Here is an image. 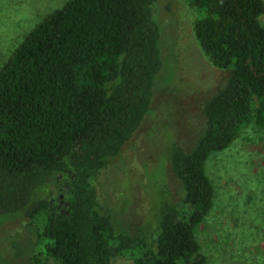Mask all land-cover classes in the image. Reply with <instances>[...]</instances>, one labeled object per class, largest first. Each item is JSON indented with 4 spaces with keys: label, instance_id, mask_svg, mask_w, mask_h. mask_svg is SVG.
<instances>
[{
    "label": "trees",
    "instance_id": "1",
    "mask_svg": "<svg viewBox=\"0 0 264 264\" xmlns=\"http://www.w3.org/2000/svg\"><path fill=\"white\" fill-rule=\"evenodd\" d=\"M157 1L68 0L0 68V217L38 224L44 258L28 264H207L195 235L213 202L206 161L251 122L264 131V1L187 0L201 51L229 75L192 149L170 153L183 197L162 204L149 242L115 230L92 181L149 111L162 69Z\"/></svg>",
    "mask_w": 264,
    "mask_h": 264
},
{
    "label": "rangeland",
    "instance_id": "2",
    "mask_svg": "<svg viewBox=\"0 0 264 264\" xmlns=\"http://www.w3.org/2000/svg\"><path fill=\"white\" fill-rule=\"evenodd\" d=\"M67 1L0 0V68L27 34ZM152 10L162 69L149 111L92 181L97 204L115 230L149 242L162 204L178 206L183 197L170 153L192 149L205 128L204 105L229 75L201 51L194 34L199 15L187 0H158ZM260 23L264 26V14ZM205 173L213 202L195 235L207 264H264V131L253 122L242 128L228 148L208 157ZM39 229L29 219L0 217V264H28L33 254L44 258ZM111 264L133 263L117 258Z\"/></svg>",
    "mask_w": 264,
    "mask_h": 264
},
{
    "label": "flooded vegetation",
    "instance_id": "3",
    "mask_svg": "<svg viewBox=\"0 0 264 264\" xmlns=\"http://www.w3.org/2000/svg\"><path fill=\"white\" fill-rule=\"evenodd\" d=\"M52 198L50 200V204L53 205L55 204V202L57 203L58 207L64 206L66 204V202L64 201L62 195H59L58 199L55 200V198L53 197V195H51Z\"/></svg>",
    "mask_w": 264,
    "mask_h": 264
},
{
    "label": "water",
    "instance_id": "4",
    "mask_svg": "<svg viewBox=\"0 0 264 264\" xmlns=\"http://www.w3.org/2000/svg\"><path fill=\"white\" fill-rule=\"evenodd\" d=\"M68 203H66L65 205H67Z\"/></svg>",
    "mask_w": 264,
    "mask_h": 264
}]
</instances>
